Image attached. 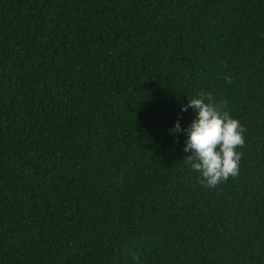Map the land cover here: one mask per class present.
I'll list each match as a JSON object with an SVG mask.
<instances>
[{
  "label": "trees",
  "instance_id": "trees-1",
  "mask_svg": "<svg viewBox=\"0 0 264 264\" xmlns=\"http://www.w3.org/2000/svg\"><path fill=\"white\" fill-rule=\"evenodd\" d=\"M202 93L244 127L211 188ZM0 264H264V0H0Z\"/></svg>",
  "mask_w": 264,
  "mask_h": 264
},
{
  "label": "clouds",
  "instance_id": "clouds-1",
  "mask_svg": "<svg viewBox=\"0 0 264 264\" xmlns=\"http://www.w3.org/2000/svg\"><path fill=\"white\" fill-rule=\"evenodd\" d=\"M186 101L180 104V111L191 109L193 118L182 125L177 117L170 132L185 134L184 157L189 167L199 174L200 183L211 188L230 175H237L241 156L237 147L244 144V127L206 93L186 97Z\"/></svg>",
  "mask_w": 264,
  "mask_h": 264
}]
</instances>
